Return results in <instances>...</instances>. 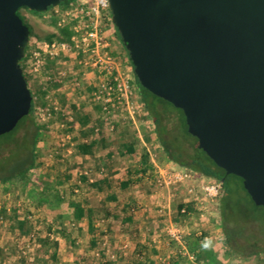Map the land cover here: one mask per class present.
<instances>
[{
  "label": "water",
  "instance_id": "1",
  "mask_svg": "<svg viewBox=\"0 0 264 264\" xmlns=\"http://www.w3.org/2000/svg\"><path fill=\"white\" fill-rule=\"evenodd\" d=\"M64 1L0 0V136L32 107L18 11ZM109 2L140 84L181 109L199 147L264 207V0Z\"/></svg>",
  "mask_w": 264,
  "mask_h": 264
},
{
  "label": "trees",
  "instance_id": "2",
  "mask_svg": "<svg viewBox=\"0 0 264 264\" xmlns=\"http://www.w3.org/2000/svg\"><path fill=\"white\" fill-rule=\"evenodd\" d=\"M50 8L55 7H49L48 10ZM57 23L58 18H56V20L53 22L57 28V33L49 40L59 39L67 42L71 41V37L73 35L71 26L73 22L65 23L63 26H58ZM111 23L113 24L123 47L127 51L122 41L121 35L112 20ZM29 30L31 37L33 30L31 28H29ZM28 57L29 45L26 49L25 57L21 60V66L24 69V76L30 88V75L26 71L27 65L25 64ZM127 58L134 69L133 63L129 58V53ZM64 61L65 60L63 59V56L56 58L45 57L46 70L50 71L49 74H52V72H56L58 68L61 69L63 67L62 64L65 63ZM76 79L77 77L75 78L72 76L69 79V83L66 85L62 84V82L58 80L53 84V87H64L66 90H68L71 85H74ZM133 84L136 86L140 95V102L142 109L145 111V117L150 119L151 124V129L149 132L145 133L143 137L144 141L147 144L151 142L158 143L162 149V153L168 161L174 162L176 165L183 167L187 171L199 173L201 176L207 177L211 181L222 183V194L218 199L221 201L219 207L221 210L222 232L225 236L226 242L230 243L231 240H234L230 228L227 227L228 223L230 222V224L234 223L237 225L234 222L236 220V212L242 210V207L248 209L245 201L246 199L244 198L245 195L249 197L251 204L255 206L254 210L250 208V210L253 212V217L259 222L263 221L264 218L261 217L258 211L260 209L264 210V207L257 206L254 203L244 188L242 178L235 175H228L224 169L218 167L215 162L199 147L198 138L189 133L186 117L183 111L181 109L175 108L171 103L152 94L149 90L144 88L140 84L136 75ZM31 92L33 100L29 114L23 117L11 132L0 136V188L3 187L4 191L7 193L12 190V187H16L15 185L20 183L23 191L26 194L35 197L37 194L42 195V191L47 194V192L51 190L47 185L44 186L47 180H40L39 177L37 178L36 174L38 159L41 157L38 144L43 137V131L48 127V124L37 121L36 95L34 91L31 90ZM38 92H40V101L42 102V105H46L47 101H45V97L47 95V91L40 88ZM63 99H67V96L64 95L61 100ZM92 100L94 101V98ZM69 102L71 105L73 119L70 120L67 118V116L63 118V121L66 123L65 131L73 132L76 124H78L82 129L79 138L77 137L75 139L73 154L75 156L93 155L96 148L100 152L103 151L106 148L107 137H112L114 140L115 133L117 131L110 132L108 129H106L104 116L101 115L102 107L95 101L94 111L93 109L88 108L87 105L82 102L77 104L72 100H69ZM63 103H65V101ZM159 104L163 105L164 110L170 109V107H173L177 110L179 113V124L177 128L173 129L169 127L165 113L160 110V108H158ZM96 112H98L99 115L96 122H94L93 116ZM27 120L31 121L33 125V131L29 137H26L21 142L13 145L11 142L14 141L17 131ZM115 123L114 126L117 127V130L120 129L119 125L122 124V121ZM114 130H116V128ZM175 130H178L179 133L177 137L175 134H173V131ZM137 142L138 141L135 139V137L128 138L127 141H122L121 147L118 150L122 155V159L125 158L123 157L125 155L128 156V159L130 158L134 160L128 170L129 178L126 181H119L121 188H126L133 182H142L146 176L152 178V181H156L153 173L155 165L152 161L150 151L148 150L147 146L142 145L139 148ZM106 156L111 160V153H108ZM58 159L59 165L62 167L65 166L63 180L66 183H70L71 180L74 179L73 169L77 168V166L71 163V159L65 157L64 155L58 156ZM136 162H138L139 165H136ZM96 167L99 171L98 174H102L101 172L103 171V168L107 167L103 157L102 160H99V162L96 164ZM93 176V180H90L88 175L81 173L79 180L80 182L77 181L76 183L70 185V197H67L66 194L61 191H56V200L53 202H50V200L47 201L50 207L53 205V203L55 204V207L52 206L55 208V210H58L57 208H60L62 203H65L66 207L70 209L71 216L69 217V221H71L70 223L72 227L69 229L70 231H68L66 226L62 224L64 221L63 219L65 218L63 212H56L58 215L57 218L48 223L47 219L39 220L38 218H34V215L30 209L26 208L25 212L21 214L20 206L17 204L8 206L6 202H3L0 207V225H2L10 233L16 235L19 239L28 237L29 241L36 242L39 248L34 255V264H61L59 249L60 243L54 237H51V235H53L54 224L57 220L58 224H62V228L60 226L61 235L66 236V241L72 247H77V239L74 235L76 233H78L80 236L85 235L86 228L84 225H87L86 230L88 231L90 237L86 252L94 249L99 253L101 261L97 262V264H120V258L121 260H124L122 254L119 259L117 257L119 254L115 255L114 258L111 257L102 246V237L104 233H109L111 236L113 234L112 238H118L119 236L123 235L124 232L128 233L129 235H133L132 241H134V246L132 248V254L134 258H132L130 263L126 262L125 264H149V262L154 263V259L151 257L152 260L150 261L151 258L148 257V254H146L150 248L149 243L142 242L140 239V224L142 223L135 212L136 204L133 199H131L129 202L126 201L124 206L121 203V207L118 206L120 203L115 205V201H112V205L94 207L90 202L91 196H89V194L91 192L100 193L103 190V185L107 183L108 180H106V178L100 179L96 173L93 174ZM232 178L239 179L241 181V187L238 188V186H235L230 181ZM41 181L43 183H40ZM84 188L88 191V194H86L84 197H76L77 194H75V192L85 191ZM40 198H43L45 202L47 197L43 195ZM112 198L115 199L116 196L114 195ZM229 206L231 207V210H233V213L229 212ZM183 208H186V213L181 212ZM193 211L194 205L192 202L181 201L177 207V218L180 220V222L185 223L189 219V213H192ZM244 220H246V218ZM147 221L148 220L145 219V223ZM98 222H107L104 224L105 228H99L100 226ZM245 223L247 222L245 221ZM190 245L192 248L194 247V244L190 243ZM17 251H19V248L16 244L15 246L12 245L11 241H0V264H23L25 259L21 254L19 255V258L16 260V262L12 263V257L15 255V253H17ZM152 251L156 254L155 249ZM183 260H185V258H183L181 255H174V257H171V264H181ZM71 264H95V262L89 263L88 258H86L83 253L74 258Z\"/></svg>",
  "mask_w": 264,
  "mask_h": 264
},
{
  "label": "rangeland",
  "instance_id": "3",
  "mask_svg": "<svg viewBox=\"0 0 264 264\" xmlns=\"http://www.w3.org/2000/svg\"><path fill=\"white\" fill-rule=\"evenodd\" d=\"M77 1L78 0H68L66 2H62V4H60L58 7L50 8L48 12L45 13L32 11L28 8H21L18 11V14L24 20L25 24L33 30V34L30 37V40L46 41L53 37V35L57 33V28L55 27L53 22L56 20V18L59 19V17L66 18L63 13V10L69 9L70 6H72ZM63 59L65 60V63L62 64L63 67L61 69L58 68L57 71L54 73L52 72V74H49L50 71L46 70L44 58L42 65L39 66L38 71L31 70V63L29 61V57L25 62V64L27 65L26 71L30 75L31 80L30 89L34 91L36 95L37 121L40 123L48 124V127L43 131V137L41 138L38 144L41 152V157L38 159V167L36 168V174L37 178L39 177L40 180H47L44 186L47 185L51 191L47 192V194L42 191V195L37 194L35 197H32L31 195L26 194L23 191V188L21 187L20 183L15 185L16 187H12V190L7 193L4 191L3 187H1L0 207L3 202H6L8 206L17 204L21 207V214H23L27 208L30 209V211L33 213L34 218H38L39 220L47 219L48 223L57 218L58 215L56 212H63L65 218L63 219L64 221L62 220V224L66 226L68 231H70L69 229L72 228L70 223L71 221H69V217L71 216L70 209L66 207L65 203H62L61 207L57 208L58 210H55V204L53 203V205H51L50 207L47 201L50 200V202H53L56 200V191H61L66 194L67 197H70V185L80 180V174L78 173L79 171H82L83 174H86L88 176H93L94 172L89 171V169L91 168L90 166L83 167L82 165V167L80 168V164L83 163L82 161H80L77 155L75 156L73 154L75 139L80 136L82 132L81 127L76 124V127L73 132H66V123L63 121V118L67 116V118H70L71 120V118L73 117L69 100L75 101L76 104L82 102L86 104L88 108H91L95 111V100H92L94 96L93 93L95 90L93 89V91H91V89L92 87L94 88L95 86H97L98 82L101 80H96L97 74L95 69L82 65V63H79L80 60L76 59V57L64 55ZM127 70L130 76L132 88V95L128 99V104L124 106L119 105V109H116V114L111 116L109 122L105 121L106 116L108 117L107 114L102 111L101 115L104 116L105 124L114 125L115 122L122 121V124L119 125L120 129H118L119 131H123L121 136L122 140L135 137L137 141L142 142L145 133L149 132V130L151 129L150 119L145 117V111L142 109V105L140 102V95L136 86L133 84L135 80V74L134 69L130 63L128 64ZM63 72H65L66 75H63ZM48 76H51V79H47ZM72 76L75 78L77 77L78 79H76L74 85H71L68 90H66V88L64 87H53V84L56 83L58 80L62 82V84H68L70 81L69 79ZM40 88H42V90L47 91V95L45 97V101H47V104L57 103L63 109V111H60V113H55L53 115V118L49 120L43 119L37 113V109L39 107H45L47 105H42V102L40 101V92H38ZM64 95L67 96V99L61 100ZM64 101L65 103H63ZM158 108H160V110L165 113L167 123H169V127L173 129L177 128L179 124V113L177 112V110L173 107L164 110L163 105L161 104L158 105ZM68 111H70V114L67 115ZM98 115V112L94 113V122H96ZM32 131L33 125L31 121H25V123L17 131L14 141L11 143L13 145H16L17 143L21 142L24 138L29 137ZM173 134H175V136L177 137L179 135L178 130L173 131ZM119 137L120 135L118 133V135H115V139L113 141L119 142L121 140ZM148 146L149 148H147L151 153V158L155 159L156 161V165L154 164L155 168L153 172L156 180L157 178H159L158 170H161L163 168H168L172 170H186L183 167L176 165L174 162L168 161L162 153V149L160 148L158 143L151 142ZM62 155L70 158L71 163L77 166V168L73 169L74 179L71 180L70 183H66L63 180L65 166L62 167L61 165H59L58 159V156ZM85 170H87L88 173H84ZM196 175L197 183H208L211 181L209 178L201 176L199 173H197ZM149 181V184H147V181L143 183L140 182L142 185L141 187L144 190L149 191L150 188L152 189L151 186L153 185V187L158 189V193L160 192L165 194L166 198L173 202V204L175 205L179 204V202L183 198V192L186 191V184L177 186H159L157 185V181H152V178H150ZM230 181L235 186H238V188L241 187V181L239 179L232 178L230 179ZM40 183L43 182L41 181ZM75 194H77L76 197L79 196L78 198H80L86 196V194H88V191L86 189L85 191H76ZM43 195L47 197L45 199V202L43 198H40ZM244 198L246 199L245 201L249 210L242 207V210L236 212V220L234 222L237 225L231 223L233 225L232 226L230 222L227 225V227L231 230V234L234 240H231L230 243H227L223 234L221 236H217V232H214V235H212V239L207 242L216 243L218 240H222L224 242V251L226 253H230L231 259L235 264H264V220L259 222L253 217V212L252 210H250V208L254 210L255 206L251 204L250 199L247 195H245ZM100 199H103L102 203L105 202V197H101ZM220 204L221 201L217 198L216 200H214V202L207 204L206 209L204 211L205 219L203 220H206L208 223H213V228L215 230V224L218 222H220V226L222 229L221 210L219 207ZM228 210L229 212L233 213V210H231L230 206ZM258 213L261 215L262 218H264L263 209H260ZM245 218L246 220H244ZM190 221H192L191 224L193 225L196 223L197 219L194 218L188 220V222ZM245 221L247 223H245ZM106 223L107 222H98L100 226L99 228L104 229V224ZM62 224H58L57 220L54 224L53 235H51L52 238L54 237L60 243L59 249L61 264H71L74 258L83 253L86 258H88L89 263L95 262V264H97V262L101 261V257L96 250L91 249L89 252H86L90 237L88 231L86 230L87 225H84L86 228L85 235L80 236L78 233L74 235L77 239V247H72L66 241V236L61 235L60 226L62 228ZM183 224L186 225L187 222ZM112 236L109 233L103 234V248L113 258L115 255L119 254V256H117L119 259L122 254L124 260H121L120 258V264H125L126 262L130 263L132 258H134L132 254V248L134 246V241H132L133 235H129L128 233L124 232L123 235L119 236L118 238H112ZM162 238H164L163 235ZM0 241H11L12 245L15 246L16 244L19 248V251H17V253H15V255L12 257V263H15L16 260L19 258V255L21 254L25 259V262L23 264H34V255L36 254L39 248L36 242L29 241L28 237L19 239L16 235L7 231L2 225H0ZM153 247L156 248L155 250H159V252H161L160 250H163L162 247L161 249H158L153 244L150 245L151 250H154ZM167 247L168 246H166L165 251L163 250L164 252L167 251ZM162 258H164V256H162ZM149 264L154 263L149 262Z\"/></svg>",
  "mask_w": 264,
  "mask_h": 264
},
{
  "label": "built area",
  "instance_id": "4",
  "mask_svg": "<svg viewBox=\"0 0 264 264\" xmlns=\"http://www.w3.org/2000/svg\"><path fill=\"white\" fill-rule=\"evenodd\" d=\"M63 13L66 18L59 17L57 24L63 26L65 23L73 22L71 41L59 39L30 40L29 61L31 70L38 71L45 57L56 58L64 55L76 57L82 65L95 69L96 80L101 81L95 86L93 98L100 104L102 111L108 115L105 121L109 122L111 116L116 114V109H119V105H127L128 99L132 95L127 67L109 50L110 40L107 23H111L112 20L110 2L109 0H78L69 9L63 10ZM63 75L66 73L63 72ZM47 79H51V76H48ZM60 111L63 109L57 103H49L45 107L37 109V113L45 120L53 118V115L60 113ZM158 174L159 178L156 181L159 186L187 185L185 193L187 199L185 201L192 202L194 205V211L189 213V219H205L206 205L214 202L222 194L221 182L197 183V173L191 171L163 168L158 170ZM181 212L186 213V208H183ZM181 224L171 223L165 227L168 240L177 244L178 254L195 258V255L191 254V256L186 253L190 238ZM194 233L202 241L207 242L212 239V234L205 233L203 230L198 229ZM160 261L166 263L164 258H161Z\"/></svg>",
  "mask_w": 264,
  "mask_h": 264
},
{
  "label": "crops",
  "instance_id": "5",
  "mask_svg": "<svg viewBox=\"0 0 264 264\" xmlns=\"http://www.w3.org/2000/svg\"><path fill=\"white\" fill-rule=\"evenodd\" d=\"M107 29L108 37L110 40L109 50L111 51L113 56L122 60L125 64V67L128 68V64L130 63L127 58L128 53L123 47L120 39L118 38L113 24L107 23ZM93 89L95 90V87H92L91 91H93ZM105 125L108 131H117L115 135H118L119 133V138L121 140L119 142H116L113 141L112 137H107L106 148L103 151L100 152L96 148L93 155H78V158L83 163L80 164V168L82 167V165L83 167L90 166V172H94L93 174L96 173V175L99 176L100 179L106 178V180H108L107 183L103 185V190L100 193L91 192L89 194V196H91L90 202L94 207H98L102 205H112V201H115V205L120 203L118 206L121 207L122 205L124 206V203L126 201L129 202L131 201V199H133L136 204L135 212L142 223L140 224V239L142 240V242H148L149 245L153 244L158 249H161L162 247L164 251L166 249V246H168L166 252H164L163 250H160L161 252H159V250H156L155 254L153 253L151 248H149V251L146 254H148V257H152L154 259V264H171V257H174V255H178V246L176 243L168 240L165 232V227L171 223H182L177 218L178 204H173V202L166 198L165 194L160 192L158 193V189L153 187V185L151 186L152 189L150 188L149 191L144 190L141 187L142 185L140 182H133L126 188H121L119 181H126L129 178L128 170L134 160L130 158L128 159V156L125 155L123 156L125 158L122 159V155L118 151L121 147L122 141L128 140H122L121 136L123 131H118L117 127H115L113 124H108V126L107 124ZM115 128L116 130H114ZM137 143L139 148L142 145L149 148V144H147L144 139L142 140V142L138 141ZM108 153H111V160L106 156ZM102 157L107 167L103 168V171L101 172L102 174H98L99 171L97 170L96 164L99 162V160H102ZM152 161L156 165L155 159L152 158ZM136 165H139L138 162H136ZM78 173L81 174L82 171H79ZM84 173H88V171L85 170ZM93 177L94 176L89 175L90 180H93ZM149 180L150 178L146 176L144 177V181H142V183L147 181V184H149ZM185 193L186 191L182 194V202L187 199V195ZM114 195L117 199L112 198ZM101 197H105V202L102 203L103 199L101 200ZM144 218L148 220L146 223ZM191 219L194 218H190L189 220ZM196 219L197 221L193 225L191 224L192 221L188 222V220L186 221V225L183 223V225L181 224L185 232L189 234L188 237L190 238V243L194 244L193 248L190 244H188L186 253L195 255V258H190L189 256L186 257L182 254H179L183 258H185V260H183L181 264H235L231 259L230 253H226L224 251V242L222 240H218L216 243H209L206 241H202L200 238L196 237V234L194 233L199 229L203 230L205 233H210L212 235H214V232H217V236H221L223 233L220 222L215 224V230L213 228V223H208L203 219ZM162 235L164 236V238H162ZM162 256H164L166 263H162L160 261ZM152 258L150 259V261L152 260Z\"/></svg>",
  "mask_w": 264,
  "mask_h": 264
}]
</instances>
